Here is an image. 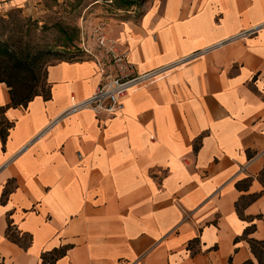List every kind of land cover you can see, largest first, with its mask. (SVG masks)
<instances>
[{"label":"crops","instance_id":"1","mask_svg":"<svg viewBox=\"0 0 264 264\" xmlns=\"http://www.w3.org/2000/svg\"><path fill=\"white\" fill-rule=\"evenodd\" d=\"M113 36L161 70L114 116L65 115L104 79L94 52L49 66L26 107L0 83V264H258L264 0H151Z\"/></svg>","mask_w":264,"mask_h":264},{"label":"rangeland","instance_id":"2","mask_svg":"<svg viewBox=\"0 0 264 264\" xmlns=\"http://www.w3.org/2000/svg\"><path fill=\"white\" fill-rule=\"evenodd\" d=\"M0 5V41L28 56L35 67L37 92L48 89L54 63L98 56L96 37L126 23L139 24L151 0H20ZM94 50V51H93Z\"/></svg>","mask_w":264,"mask_h":264},{"label":"built area","instance_id":"3","mask_svg":"<svg viewBox=\"0 0 264 264\" xmlns=\"http://www.w3.org/2000/svg\"><path fill=\"white\" fill-rule=\"evenodd\" d=\"M96 47L99 54L96 59L104 79L93 96L69 108L65 115L91 110L97 115L114 116L122 110V99L132 88L161 71L139 74L136 65L128 56V51H121L119 43L103 32L96 37Z\"/></svg>","mask_w":264,"mask_h":264},{"label":"trees","instance_id":"4","mask_svg":"<svg viewBox=\"0 0 264 264\" xmlns=\"http://www.w3.org/2000/svg\"><path fill=\"white\" fill-rule=\"evenodd\" d=\"M0 83H6L10 88L12 107H26L36 96L42 95L45 99L51 96L50 85L43 93L37 92V76L35 67L31 60L20 52L11 50L7 45L0 41ZM6 108L0 106V138L3 143L9 135L12 124L4 119ZM264 183V179H263ZM258 196H251L250 202ZM238 212L243 216V212L237 205ZM7 236L14 242H20L19 235L12 231L11 227L7 231ZM253 254L258 259V264H264V241H250ZM246 264H254L252 261Z\"/></svg>","mask_w":264,"mask_h":264}]
</instances>
